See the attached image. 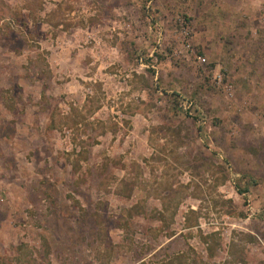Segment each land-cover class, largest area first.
<instances>
[{
	"label": "rangeland",
	"instance_id": "rangeland-1",
	"mask_svg": "<svg viewBox=\"0 0 264 264\" xmlns=\"http://www.w3.org/2000/svg\"><path fill=\"white\" fill-rule=\"evenodd\" d=\"M0 264H264V0H0Z\"/></svg>",
	"mask_w": 264,
	"mask_h": 264
}]
</instances>
